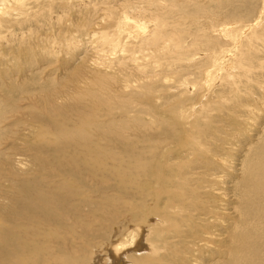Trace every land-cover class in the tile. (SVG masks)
Segmentation results:
<instances>
[{"label": "bare ground", "instance_id": "bare-ground-1", "mask_svg": "<svg viewBox=\"0 0 264 264\" xmlns=\"http://www.w3.org/2000/svg\"><path fill=\"white\" fill-rule=\"evenodd\" d=\"M15 1L18 2L19 0H0V27L2 24H9V22H3V18L6 17L5 19L8 20L11 17V21H14L16 19V15L26 14L27 10H25V8L11 7V4ZM160 1L163 3V1L165 0ZM169 3L170 4L167 10L163 14H151V12L148 13L147 8H145L146 6H143L136 15L140 16L139 13H142L141 17L144 16L149 22L154 23L156 27H166L168 21L171 20L169 18L170 15H183V9L180 8V6H183L182 4H178L176 2ZM207 6H199V4L198 6H195L194 11L196 13L192 14L194 21H196L198 17H201L204 19L207 18L211 23L216 22L211 16H215L213 11H219H216V9L214 8H210L209 6L205 10ZM132 9L136 13V8L132 7ZM226 9H230L231 11V6L229 5L228 7H226ZM144 12H146L147 17L144 15ZM245 13L246 15L249 14L247 12ZM261 13H263V11ZM124 14L125 13H123V15ZM231 14L236 17L237 12H232ZM223 17L224 15L221 19H223ZM128 18L129 17L124 16L123 20L119 19L117 27L121 28V26H129L127 23H130L131 20L129 22ZM228 20L229 19H227V21ZM227 21L223 20L221 22V25H219L218 23L217 27L219 29H215L217 33H221L220 36H223L222 33L226 34L225 32L227 31H235V25L234 27L229 26L230 22L227 23ZM231 22L233 24L234 21ZM255 22L257 23V21ZM126 27H124V32L126 30ZM214 27L215 26H213V28ZM252 27L253 23H251L250 25H242L236 32L252 31ZM80 28L81 30L86 29L84 26H81ZM137 28H139L141 31H144L145 26H138ZM170 29L172 32H177L180 27L178 24L174 23V25L170 26ZM85 32H87V30H85ZM96 32V34H100V39L102 40L103 44H105L109 49L114 50L119 47L120 40L118 37L113 35L109 36L106 31H99V29ZM118 32L119 31H117V33ZM262 35L264 36V34ZM89 36H91V34H89ZM139 36L141 37V35ZM152 36L153 35H151V37ZM174 37L175 34L173 33L170 34L156 30V34H154L153 37V42H151L150 44H143L144 41H141L140 44L141 46L148 45L151 47H156L159 46V44L170 42V40H172V43L174 40H178L176 37ZM240 38L241 35L238 36L237 40H231V44L235 45L236 47V44L240 42ZM260 39H262V37H259L258 35L252 36L251 40H248L247 42H244V40H242L241 38L242 41L239 44V46L241 47V49L239 50L241 54H239L240 56H234L235 58L237 57L236 61L238 64L236 62L234 63L233 60V65L232 67H228L229 69L226 71L225 77L232 81H234L235 78L240 77L242 80H246L247 82H249L247 83L249 85L253 81H255L252 75V70L253 68H255V65L250 66L247 64V61L253 57V52L255 53V50L253 51L250 47ZM178 46V42L175 41L172 49L175 50V47ZM196 46L194 48H196ZM67 47L69 46L67 45ZM24 49H26V47ZM42 54H44V52ZM49 55H51V53ZM225 57L223 58L225 59ZM66 58L64 59L66 60ZM209 58H212L211 55L209 56ZM132 60L135 62L138 61L137 57L132 58ZM248 62L252 63L250 61ZM94 65L90 66L80 64L81 69L80 67L76 68L77 73L75 75V79L72 82L70 80V84H62V88L60 89V91L56 92V94L53 93L54 96L50 95L43 98L42 101L46 102L45 107L41 106L36 108V106H34V108L22 109V107H20L21 105H19L18 103L19 99H12L18 98V94L25 90H28V86L26 87L24 86V84H18V86L16 87L18 89L16 91L14 90L15 93H13L11 96H0V126L3 121L4 123H6L7 119H5L3 116L5 114L12 113L14 114L12 115V118L18 120L20 119L18 118L19 115H23V113H20V110H22L25 111L24 114H26L25 116L28 117V120L25 117L27 123L23 118V121L25 123H20V120L14 121L12 123L11 120V123H8V121V124H4L2 129L0 127V264H102L101 256L103 255V252L100 254L99 248L101 245V247H105L110 244L107 241V239L109 241L111 239V236L110 239L107 237L110 231V226L114 225V222L117 220L121 221L122 219L119 218H123L126 214H124V212L127 211H129L127 213L131 214L128 218L129 221L134 220L139 226L141 225V221L145 218L144 224H142V227L140 226L141 228H139L140 231L143 232L144 229L146 230L147 227H149L147 230L149 232L146 235L144 234L148 241L147 245L142 241V236L139 235L141 239H138L141 241V243L137 241L138 244L135 245V243V246H131V244V247L129 246L127 248L126 246V248L123 249L125 245L122 243L120 245L119 243L117 245V248L118 246L121 248V252L119 253L117 252L119 249H115V251L113 250L112 252V249L110 250V248L105 247L107 251L104 252L105 255L103 256L107 259L108 263L105 262L104 264H150V262L153 260L152 257L141 258L140 256L147 255V252H151L148 251L149 248L150 250H152L151 254L157 256L159 251H164L165 247L173 244L171 241V243L169 242L168 244L167 239V241L163 239L165 243H162L164 244H158L157 239H162V236H164V234L168 231H174L176 233L175 236H178V233L181 234L182 232V230L180 232L178 231V229L180 227H183V229L185 228L184 226H180V223L178 222V219L181 217L183 211L185 215L187 211H189L188 209L187 211H185L186 208H184L183 204L184 198H182L180 202H178L177 206H175L177 202L175 201L174 203L173 201L174 205H172L175 207V210L173 212L171 211L172 207L171 209L168 208L169 206H172L171 203L168 206L169 202H165L167 204V208H165L166 211L162 209L164 211V214H161L162 211L160 213L162 217L159 215L156 209L158 208V205L151 206L152 203L148 202V200H152V192L159 191V188L161 187L160 193L164 194L163 191L165 192L170 187H168L167 185L168 188L166 189V182L164 180L162 181L164 176H166V170H168V163H166L165 161V153L162 154L160 160L161 162H159L158 164H155L153 162L154 170L153 172H151L152 175L150 173L151 176L148 177L149 181L146 180L142 183V180L139 181L138 178H136V176L140 172L144 171V167H147L148 159H150L149 148L151 146H149V142L153 141H147V135L155 138L156 134L153 132V130H146L147 126H135L134 121H136V117L125 118L124 120L126 122L122 123V125L111 124L110 121L113 115L110 113V110H105L106 104H108L107 102L109 100L104 95L111 94L114 97V93L118 91L117 86H123L125 90V88H129L130 85L128 86L125 81H122V83H117V80L115 83H113L114 75L110 76L108 74H105L100 68L101 64H97L96 67H94ZM61 66L64 65L62 64ZM151 67L153 66L151 65ZM68 68L69 67H67V71L69 70ZM249 68H252L251 71ZM261 68H263V66L260 67V70H263ZM235 69L239 70L237 74H235ZM253 73H255V70L253 71ZM256 73L258 72L256 71ZM261 85L262 84H260V86ZM34 86H36V84ZM38 87L39 86H36L34 88L38 89ZM262 87L260 88V90L264 92V89H262ZM95 88L97 90L96 94ZM47 91L49 90L47 89ZM125 93L124 95H127ZM24 94L26 95L23 98L25 102H36V98L33 99L35 96H37L36 94ZM121 96V93H117V100H119ZM220 98L222 99V97ZM93 100L95 102L92 104ZM21 104H23V102H21ZM132 106L134 107V105ZM101 108H104L105 111L103 115L100 110ZM17 115L18 117L15 118ZM108 117H110V119H108ZM102 118H104V120ZM186 123L189 125H193L194 127V124H196L197 122L191 123L187 121ZM187 124L185 125V123H179L174 128H170L166 126V124H163L162 128L159 129L157 126H155L156 128L154 130H157V132L160 134H157L158 140L160 138L163 140V142L164 140H171L173 141V143L180 145L184 144L182 142L184 141L198 152V156H204L208 153L207 146H205V148L200 143L205 137L203 132L207 131V129L205 128L199 131L193 129V134L190 131H184L182 133L183 128L185 129ZM26 126H28L27 130ZM181 126L182 129L180 128ZM15 127H17L16 130L13 129ZM125 127L126 129L122 130V128ZM200 132L202 133V136L200 135L201 137L199 136V134H201ZM260 133L259 135H261ZM133 134H137V136H143L141 138L139 137V140L136 141L134 139H130L131 136H134ZM137 136L135 137L137 138ZM262 142L263 143L260 144L258 141L254 148L249 147L246 148L247 150L245 149V154H243L241 162V171L239 174L240 176H242H239V178L236 179L238 181L236 182L235 189L232 190L234 193L233 195L235 196V198L233 199L235 203L232 204L234 205V210L239 217L238 221L234 220V218L232 220L228 217L223 216H220L221 218L223 217L221 219L218 214L214 213L212 216H203L213 217L214 219H217L218 216V219H221V221L224 220V222L228 223V227H225L226 225L224 226L225 229L223 226H221L220 228H215V231H217V238L214 233L209 234V241L206 239L197 238L201 245H214V247H210L211 249L209 248L208 251L210 253L209 255L213 256L208 264H264V140H262ZM161 149L162 148L159 149V152L161 151ZM212 155H214V153ZM216 158L217 159L214 158V161H218L219 158ZM220 158H222V156ZM143 160L146 163L143 162ZM219 163L222 165L221 161H219L218 164ZM216 164L213 162V165ZM208 166H210V163ZM174 167L171 166V169H174ZM211 167L213 166L211 165ZM178 168H176V170H178ZM210 173L212 172L210 171ZM220 173L221 172H219V174ZM145 175L147 177V175L149 174ZM192 176H196L194 178L196 179L194 182H199L197 178L200 179L201 176L199 177V175L196 173L192 174ZM175 177H178L176 179L180 178V185H184L182 184V182L184 183V180L183 178L181 179L180 175H177ZM155 178L157 180H155ZM210 179H208V183L210 182ZM168 180L170 181L172 180V178ZM204 181L207 182L206 179ZM211 182L214 184L213 181ZM209 184L211 185V183ZM155 185H159L160 187L158 189L155 188V190ZM225 188L227 187L225 186ZM167 192L170 191L168 190ZM189 192L190 195L185 194V202L188 203L186 200H190L189 198H191V202L194 201L188 206L190 211L194 212L197 209V206H195L196 204L194 205V203L197 199L198 192L192 189H190ZM180 194L182 195L181 191ZM157 195L155 196L156 198L159 197L158 199H162V197L164 196L162 195V197H160V195ZM167 195L169 194H166V196ZM176 195L178 196V194ZM181 195L179 196V199ZM222 195L224 197H227L225 193H223ZM229 195H231L230 192ZM177 196L175 197L177 198ZM130 197L132 198L130 199ZM122 198L125 199V201L128 200V202H121ZM158 199L156 200V202L161 203L162 200L159 201ZM204 199H206V197ZM199 201L200 198L198 199V205ZM206 202H208V200ZM132 204H134V206H132ZM227 204L231 205L230 203ZM163 206L160 207L163 208ZM152 207L156 208L154 209ZM201 214L202 213H200L199 215ZM185 215L184 219L188 220L189 223V219L187 218L189 215ZM153 217L155 219V222H158L159 226H157V228H152L156 227V224H154L155 222L153 223ZM159 220L162 221L160 224ZM200 220L203 221V219ZM125 221L128 222L127 219ZM135 222L133 225H135ZM163 224L166 227H164ZM189 226L191 228V225ZM249 226L256 229L254 232L251 231V234L254 233L253 236H250L247 233V229L249 228ZM126 227L128 228V226ZM136 229L134 228L132 230L136 231ZM124 230L126 231L127 229L124 228ZM245 231L246 233H244ZM123 234H125V232ZM239 234H243V237ZM120 235L121 233L118 236L121 237ZM244 235L247 237L246 239L244 238ZM220 237L222 239H220ZM121 238H119V240ZM104 239H106V241H104ZM135 239L136 238H134V240ZM193 239L197 240L196 238ZM114 242L111 241V243ZM193 243L196 244V242ZM194 244H192L191 242L188 243L187 246L190 251L193 246H195L198 250V255L204 252L203 249L199 247L198 243L197 245ZM172 247L171 249L176 248L177 246L173 248ZM181 248L183 247L181 246ZM177 249L179 248H176V250ZM173 253L175 252L173 251ZM164 254L166 253L164 252ZM167 254L166 256L168 257ZM191 255L193 254L191 253ZM129 257H133V259H130ZM174 257H172L171 259H173ZM198 259L199 258H196V260H192L191 264H202L201 261H198ZM174 260H176V258Z\"/></svg>", "mask_w": 264, "mask_h": 264}, {"label": "rangeland", "instance_id": "rangeland-1", "mask_svg": "<svg viewBox=\"0 0 264 264\" xmlns=\"http://www.w3.org/2000/svg\"><path fill=\"white\" fill-rule=\"evenodd\" d=\"M169 2L182 4L183 6H180V8L183 9V15H170L169 18L171 20L168 21L166 27H156L154 23L149 22L144 16L141 17L142 13H139L140 16L136 15L143 6H146L145 8H147L148 13L151 12V14H163L167 10L170 4ZM198 4L199 6L208 5L210 8H214L216 11H219H213L215 16H211L216 22L211 23L207 18L204 19L201 17H198V19L194 21L192 14L196 13L194 8L195 6H198ZM229 5L231 6V11L230 9H226V7ZM208 6L205 8V10L208 8ZM11 7L25 8L27 12L24 15H16V19L14 18V21H11V17L8 20L5 19V17L2 20L5 23L9 22V24H2L4 26L1 25L0 27V96H11L18 89L16 88L18 84H24V86H28V90H25L26 92L21 90L23 91L20 93L21 95L18 94V98L12 99H19L18 103L21 105L20 107H22V109L34 108V106H36V108L41 106L45 107L46 102L42 101L43 98L50 95L54 96L53 93L56 94V92L60 91L62 84H70L69 81L71 80L72 82L75 79V75L77 73L76 68H79L80 64L90 66L95 64L94 67H96L97 64H101L100 68L105 74L110 76L114 75L113 83H115L117 80V83H122V81H125L128 86L130 85L129 88H125V90L123 86H117L118 91L114 93L115 100L111 94L104 96H106V98L109 100L107 102L108 104H106L105 110H110V113L113 115L110 121L111 124L122 125V123L126 122L124 120L125 118L136 117V121H134L135 126H147L146 130H153V132L156 134L155 138L147 135V141H153L149 142V146H151L149 148L150 159H148L147 167H144V171L140 172L136 178H138L139 181L142 180V183L146 180L149 181L148 177L152 175L151 172L154 170V163L158 164L161 162L160 160L162 154L165 153V161L168 163V170H166V176L163 175L164 178L162 181L164 180L166 182V189L170 186L169 188L172 190L169 188L166 190L164 188L166 193L163 191L164 194H162L160 193L161 187L159 185H155L154 189H158L160 187L159 191L152 192V202L150 200H148V202L152 203L151 206L158 205V208H155L157 209L160 216L161 214H164V211H166V203L169 202V206L170 203L172 205L173 201L174 203L176 201L177 204H175V206H177L178 202H180L182 198H184L183 204L184 208H186L185 211H187V209L189 210L186 213V215H189L187 217L189 219V223L188 220L184 219V211L181 217L178 219L180 226L185 227V231L183 227H180L178 231L181 232L182 230L181 234L178 233V236H175L176 233L174 231L170 230L171 232H169L167 230L168 232L164 234L166 238L162 236V239H157L158 244H164L165 241L168 240V244L171 241L175 245L172 244L167 246L169 249L165 247V250L159 251L160 253L158 252L157 256L151 254L152 250L149 248L148 251L151 252L147 253L150 255L147 254L140 257H152L153 260L150 262V264H168V262L169 264H184L185 262V264H191L192 260H196V258H199L198 261H201L202 264H208V262L213 257L212 255H209L210 253L208 251L209 248H213L214 245H201L197 238L206 239L209 241V234L212 233H214L217 238V231H215V228H220L221 226L224 227L225 225V227H228L227 222H224V220L221 221L223 217H228L232 220L234 218V220L238 221L239 217L234 210V205L232 204L235 203L233 200L235 196L233 195L234 193L232 190L235 189L236 182L238 181L236 179H238L240 176L239 174L241 171L243 154H245L246 148H254L258 141L260 144H262V140H264V92L260 90L262 85V89H264V36L262 35L264 34V0H165L163 3L160 0H19L18 2H13ZM132 7L136 8V13ZM262 11L263 13H261ZM232 12H237L236 17L231 14ZM245 12L249 14L246 15ZM123 13L125 14L123 15ZM144 15L147 17L146 12H144ZM223 15L224 17L221 19ZM124 16L129 17L128 20L129 22L131 20V22L127 23L129 25L127 27L121 26V28H118V21L119 19L123 20ZM227 19L229 20L227 21ZM223 20L227 21V23L230 22L229 26L234 27L235 25V31H227L225 32L226 34L222 33L223 36H220L221 33H217L216 30L219 29L217 27L218 23L221 25ZM231 21H234L233 24ZM255 21H257V23ZM174 23L178 24L180 27L177 32H172L170 29V26L174 25ZM251 23H253L252 31L236 32L242 25H250ZM81 26H84L86 29L81 30ZM138 26H145L144 31H141L139 28H137ZM213 26L215 27L213 28ZM124 27H126L125 32ZM98 29L99 31H106L109 36L113 35L118 37L120 40L119 47L114 50L106 47V45L103 44L102 40L100 39V34H96ZM85 30H87V32H85ZM156 30L170 34L173 33L178 40H174L173 43L172 40H170V42L159 44V46L156 47H151L148 45L141 46V41H144L143 44H150L153 42V37L154 34H156ZM117 31L119 32L117 33ZM89 34H91V36H89ZM139 35H141V37ZM151 35L153 36L151 37ZM239 35H241V38L244 40V42L251 40L252 36L254 35H258L263 39H260V42L257 40L256 43L250 47L253 51L255 50V53L251 51L254 55L250 60H248L252 63L247 61L248 65H255V68L252 70L253 79L255 81H253L250 85L247 84L249 82L242 80L240 77L235 78L234 81L225 77L226 71L229 69L228 67H232L233 65L232 61L234 60V63H237V57L235 58L234 56L241 54L239 51L241 49L239 46L240 42L242 41L241 38L239 40L240 42L236 44V47L235 45L231 44V40H237ZM175 41L178 42L179 46L175 47V50H173L172 47ZM67 45L69 47H67ZM195 46L196 48H194ZM25 47L26 49H24ZM43 52L44 54H42ZM50 53L51 55H49ZM210 55L212 57L211 59L209 58ZM134 57H137V62L132 60ZM223 57H225V59ZM64 58H66V60ZM62 64L64 66H61ZM151 65L153 67H151ZM262 66L263 68L261 69L263 70H260V67ZM67 67H69L68 71ZM249 69L251 71L252 68ZM254 70L255 73H253ZM238 71L239 70L235 69L236 73L234 71L233 72L237 74ZM256 71L259 74L256 73ZM35 84L36 86H39L38 89L34 88L36 87L34 86ZM260 84L262 85L260 86ZM47 89L49 91H47ZM96 91L97 90L95 88V94L97 93ZM24 93H28V95L36 94L37 96L33 98H36V102H25L23 100L24 96H26ZM117 93L122 94L119 100H117ZM124 93L127 95H124ZM220 97H222V99ZM21 102H23V104H21ZM94 102L95 101L93 100L92 104ZM132 105H134V107ZM100 110L103 115L105 113L104 108H101ZM24 112L25 111L20 110V113H23V115H19V117L17 115L15 117L20 118L18 119L20 120V123H27L28 117L25 116L26 114H24ZM12 115L14 114L11 113L3 115L7 120L6 123L3 121L0 126L1 129L4 124L7 125L8 123H11V120L12 123L14 121H18L17 119L12 118ZM23 118L25 119V122L23 121ZM102 119L104 120V118ZM108 119H110V117H108ZM187 121L191 123H197L194 124L193 127V125L187 124ZM179 123H185V125L187 124L186 128H183L182 133L184 131H190L193 134V129H196V131L205 128L207 129V131L203 132L205 137L202 139L200 144H202L204 147L207 146V151L209 154L207 153L204 156H198V152L184 141H182L184 144L180 145L173 143L171 140H164V142L161 138L158 140V135L160 134L157 132V130H154L156 128L155 126H157L159 129L162 128L163 124H166V126L174 128ZM188 125L191 128H189ZM180 128L182 129V126ZM13 129L16 130L17 127ZM27 129L28 126H26V130ZM123 129H126V127L122 128V130ZM259 133L261 135H259ZM133 135L134 136H131L130 139H134L136 141L139 140V137L141 138L143 136H137V134ZM200 135L202 136V133L199 134V136ZM135 136H137V138ZM160 148L162 149L159 152ZM213 153L214 155H212ZM221 156L222 158H220ZM216 157H218L220 160L218 159V161H214V158L217 159ZM219 161H221L222 165L220 163L218 164ZM143 162L145 161L143 160ZM213 162L217 164L213 165ZM209 163L210 166H208ZM211 165L213 167H211ZM171 166L176 167L171 169ZM176 168H178V170H176ZM210 171L213 174L210 173ZM203 172L207 176L204 175ZM219 172L221 173L219 174ZM195 173L198 174L199 177L201 176L200 179L197 178L199 182H194L196 180L194 179L196 176L194 177L192 174ZM145 174L149 175L146 177ZM225 174L228 175L226 176ZM177 175H180L181 179L183 178L184 183L182 182V184L184 185H180V178L176 179L178 177H175ZM204 177L207 182L204 181ZM171 178L172 180L169 181L168 179ZM207 178L212 179H210L209 182L211 185L208 183L209 180ZM155 180L157 179L155 178ZM222 180H224L226 183ZM211 181H213L214 184ZM225 186L227 188H225ZM190 189L196 190V192H198L197 199L194 203V205L196 204L195 206H197V209L194 212H191L188 208L189 204L194 201L191 202V198H189L190 200H186L188 203L185 202V194L190 195ZM168 190L170 192H167ZM180 191L182 192V195L180 194ZM229 192L231 195H229ZM223 193H225L227 197H224L222 195ZM166 194L169 195L166 196ZM176 194H178V196ZM155 195H160V197L164 195V198L162 197V199H158L159 197L156 198ZM180 195L181 197L179 199ZM175 196H177L178 200ZM205 197L206 199H204ZM131 198L132 197H130V199ZM199 198V205L201 204L200 206L198 205ZM157 199L159 201L162 200V205L161 203L156 202ZM207 200L208 202H206ZM124 201L125 199L122 198L121 202ZM125 202H128V200ZM227 203H230L231 205ZM159 205L165 206L161 208ZM173 205L168 207L170 209L172 207V212L175 210ZM132 206H134V204H132ZM127 212H124V214H126L123 218H119L122 219L121 221L117 220L114 222V225H112L113 227L110 226V231L108 233V235H110H107V237L110 239L111 236L112 240L110 239L109 241L107 239L110 244L105 247L110 248V250L112 249V252L113 250L115 251V249H119L117 251L118 253L121 252V248L119 246L117 248L119 243L120 245L121 243L125 245L123 249H125L126 246L128 248L131 244V246H135L138 244V242L141 243L139 240L141 239L140 236H142V241L147 245L148 241L145 235L149 232L147 231L149 227H147L146 230L144 229V231L142 230L143 232L140 231L142 224H144L145 218L141 221L140 227L134 220L129 221L128 218L131 214ZM200 213L202 214L199 215ZM213 213L218 214L219 217H223H220L221 219H218V216L217 219H214L213 217H203L205 215L212 216ZM123 219H127L128 222ZM152 219H154V217ZM200 219H203V221ZM134 222L135 225H133ZM154 222L155 219L153 220V223ZM161 222L162 221L159 220V224ZM154 224H156V227L152 228H157V226H159L158 222H155ZM125 225L128 226V228ZM189 225H191V228ZM133 227L135 229L137 228L136 231L134 230L135 232L132 230L134 229ZM164 227L166 226L164 225ZM124 228L127 230L125 231ZM120 230L124 231L122 232ZM247 230V233L250 236H253L254 233L251 234V231L254 232L256 229L249 226ZM246 231L244 233H246ZM124 232L125 234H123ZM120 233L122 238L118 236ZM239 235L242 236L243 234ZM119 238L121 239L119 240ZM134 238L136 239L134 240ZM193 238H196L197 240ZM244 238L246 239L247 237L244 235ZM163 239L165 241H163ZM220 239L222 238L220 237ZM104 241H106V239H104ZM111 241L114 243H111ZM190 242L192 244H194L193 242H196L194 245H197L198 243L199 247L203 249L204 252L198 255V250L193 245V248L190 251L187 246ZM101 246L99 248V253L101 254L103 252L102 254L105 255L104 252L107 250L104 246ZM172 246H177L176 248H179L177 249L178 251ZM181 246L183 248H181ZM171 247L173 249H171ZM172 250L175 253H173ZM164 252L166 254L168 253V257L166 254H164ZM169 252L171 255H175L171 256ZM191 253L193 255H191ZM103 255L101 256L102 264L105 262L108 263L107 259ZM172 257L174 258L171 259ZM129 258L133 259V257ZM175 258L176 260H174Z\"/></svg>", "mask_w": 264, "mask_h": 264}]
</instances>
